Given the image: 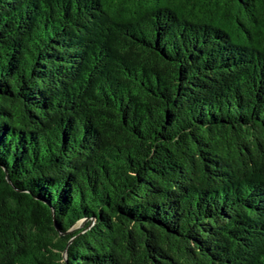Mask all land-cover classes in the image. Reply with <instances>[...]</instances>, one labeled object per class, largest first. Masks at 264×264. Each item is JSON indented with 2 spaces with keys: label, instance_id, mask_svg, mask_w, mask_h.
Returning <instances> with one entry per match:
<instances>
[{
  "label": "trees",
  "instance_id": "16d2710c",
  "mask_svg": "<svg viewBox=\"0 0 264 264\" xmlns=\"http://www.w3.org/2000/svg\"><path fill=\"white\" fill-rule=\"evenodd\" d=\"M0 264H264V0H0Z\"/></svg>",
  "mask_w": 264,
  "mask_h": 264
},
{
  "label": "water",
  "instance_id": "95a60500",
  "mask_svg": "<svg viewBox=\"0 0 264 264\" xmlns=\"http://www.w3.org/2000/svg\"><path fill=\"white\" fill-rule=\"evenodd\" d=\"M53 217H54V214H53ZM55 225H56V223H55Z\"/></svg>",
  "mask_w": 264,
  "mask_h": 264
},
{
  "label": "rangeland",
  "instance_id": "374dc122",
  "mask_svg": "<svg viewBox=\"0 0 264 264\" xmlns=\"http://www.w3.org/2000/svg\"><path fill=\"white\" fill-rule=\"evenodd\" d=\"M81 225V224H80ZM80 225H77V226H80Z\"/></svg>",
  "mask_w": 264,
  "mask_h": 264
}]
</instances>
